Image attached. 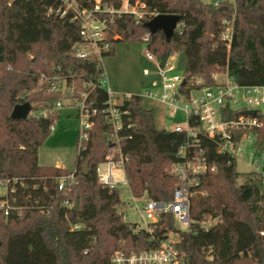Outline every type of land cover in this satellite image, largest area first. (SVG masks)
<instances>
[{"label":"trees","instance_id":"16d2710c","mask_svg":"<svg viewBox=\"0 0 264 264\" xmlns=\"http://www.w3.org/2000/svg\"><path fill=\"white\" fill-rule=\"evenodd\" d=\"M100 1L114 9L120 5ZM139 1L145 6L142 20L123 15L108 25L109 49L101 52L102 59L113 57L120 43H144L160 67L177 54L184 75L205 84L213 72L225 69L239 86L264 84V0ZM92 3L81 2L83 7ZM58 7L56 0H0V189L5 190L0 264H110L116 252L157 249L170 233L186 264H264V175L239 174L233 158L218 155L216 145L203 137L200 144L215 171L199 177L191 191L187 230L176 227L171 215L151 233L123 221L125 202L117 189L100 185L96 174L115 150L116 138L127 158L124 177L131 198L170 202L180 182L174 174L176 154L186 136L156 128L155 112L142 97L108 96L100 86L99 59L74 54L82 44L80 25L49 14ZM154 15L178 16L170 42L161 32L143 41L144 24ZM225 19L233 21L229 46L220 39ZM80 94L98 113L91 117L88 141L77 149L74 169L40 166L38 150L60 117L55 104L74 105L82 101ZM109 99L122 115L117 134L101 112ZM24 103L30 112L46 114L13 120V108ZM257 119L256 143L262 149L264 114ZM75 198L77 212L64 205L72 206Z\"/></svg>","mask_w":264,"mask_h":264},{"label":"built area","instance_id":"2783aa9c","mask_svg":"<svg viewBox=\"0 0 264 264\" xmlns=\"http://www.w3.org/2000/svg\"><path fill=\"white\" fill-rule=\"evenodd\" d=\"M56 1L59 3L58 9H49V14L80 25L82 44L74 47L75 56L79 59L95 56L99 59L101 66L103 62L100 57L101 52L109 49V44L104 42L108 25L114 18L123 15L132 16L137 23L142 20L145 9L139 0L134 3H131L130 0H119L118 9L108 7L100 0H93L89 7L82 6L81 2L84 0ZM219 1L212 0L215 5H218ZM106 15L109 16L108 19L105 17ZM232 31L233 21L225 19L220 39L225 41L228 46L232 41ZM147 38L148 34L143 37V41L146 42ZM143 58L147 67L142 69V76L147 78V81L142 82L143 89L138 96L157 103L170 117L180 111L185 117V125L182 127L175 124L171 132L184 134L186 142L178 148L176 154L179 163L174 167V174L178 176L180 182L173 191V199L170 202L134 199L136 203L133 209L141 224H135L131 215L126 213L127 209H132L130 204L125 203L121 213L123 221L132 224L136 231L144 229L151 233L153 227L158 225L162 217L166 215H171L176 227L185 231L190 224L191 191L194 186L198 185L199 177L215 171V168L209 166L206 161L202 144H200L201 137L216 145L218 155L228 154L234 161L236 159L243 160L251 167L253 173L264 175V148H258L255 133L257 129L261 128L257 116L264 114L262 111L264 110V84L239 86L226 69L219 73H212L211 82L205 84L201 79L184 75L183 69L174 60H169L163 67H160L156 58L150 53L145 51ZM102 71L104 78L100 82V86L111 97L115 94L108 88V77H106L103 66ZM55 86L53 85V88ZM80 95L81 102L74 105L57 102L54 108L57 111L64 107L77 109L76 147L78 150L82 148L84 142L88 141V132L93 125L91 117L98 113L96 109L85 105L87 95ZM130 96L132 95H127V97ZM246 111H255V116L251 117L245 114ZM101 112L114 129V133L117 134L122 127V115L115 108L111 99ZM235 113H238V116L235 117ZM50 130L52 131L53 127ZM115 145V150L106 156L103 163L106 167L105 171L100 173L99 166L96 170L99 184L108 189H116L118 183L114 181L113 172L117 169L124 171V162L127 160L126 156L121 154L117 138ZM63 180H60L59 189L63 187ZM4 194L2 193L0 196ZM4 205L2 203L0 208ZM64 205L72 208L68 202H65ZM5 214L7 213L5 212ZM175 244L176 239L170 233L157 249L139 253L116 252L112 255L110 264H186Z\"/></svg>","mask_w":264,"mask_h":264},{"label":"rangeland","instance_id":"374dc122","mask_svg":"<svg viewBox=\"0 0 264 264\" xmlns=\"http://www.w3.org/2000/svg\"><path fill=\"white\" fill-rule=\"evenodd\" d=\"M210 0H202L203 3ZM146 47L144 43L126 44L120 43L116 46L113 57L103 58L102 66L108 77V88L118 97L127 95H139L142 92L143 85L147 78L142 76V69L147 67L143 62V55ZM181 57L177 54H172L169 60L180 67ZM143 60V61H142ZM220 70L213 73H219ZM146 108L152 109L155 112V127L166 131H172L175 124L180 126L185 125L184 115L178 111L174 116L170 117L165 110L157 103L145 100ZM264 111V110H262ZM46 114L43 111L30 112L31 116L35 114ZM60 117L52 125L53 130L49 138L38 150V164L43 167H60L62 169L71 171L75 167L76 153H77V139L78 121L76 119L78 112L74 107H64L58 111ZM235 169L239 174L251 173V167L243 160H235ZM106 167L105 164L99 166V172L103 173ZM114 181L118 183L116 189L121 200L130 204L132 209H127L126 213L131 215L135 224H141L138 215L133 209L136 203L131 198L128 186L125 181L124 171L117 169L113 172ZM240 182V181H239ZM4 189H0V195L4 193ZM145 200L143 198L141 201ZM141 203V202H138ZM74 204V203H73ZM72 204V206H73Z\"/></svg>","mask_w":264,"mask_h":264},{"label":"water","instance_id":"95a60500","mask_svg":"<svg viewBox=\"0 0 264 264\" xmlns=\"http://www.w3.org/2000/svg\"><path fill=\"white\" fill-rule=\"evenodd\" d=\"M225 8H223L224 10ZM178 16L177 15H156L151 20L145 22L144 27L148 32V35H154L157 32H161L167 40V42L171 41L172 35L174 34L177 26H178ZM185 81L183 82V85ZM30 114V105L28 103L18 104L15 106L11 112V118L13 120L26 119ZM245 114L254 117L255 111H246ZM88 170V166L85 167L84 173ZM75 202L71 208L73 212L78 211L79 207V199L75 198Z\"/></svg>","mask_w":264,"mask_h":264},{"label":"crops","instance_id":"0c3cea01","mask_svg":"<svg viewBox=\"0 0 264 264\" xmlns=\"http://www.w3.org/2000/svg\"><path fill=\"white\" fill-rule=\"evenodd\" d=\"M59 168H60V167H59ZM73 169H74V168H73ZM73 169H72V170H73Z\"/></svg>","mask_w":264,"mask_h":264}]
</instances>
